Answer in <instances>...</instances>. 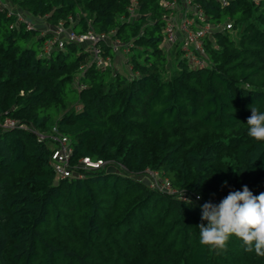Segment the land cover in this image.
<instances>
[{
    "label": "trees",
    "instance_id": "1",
    "mask_svg": "<svg viewBox=\"0 0 264 264\" xmlns=\"http://www.w3.org/2000/svg\"><path fill=\"white\" fill-rule=\"evenodd\" d=\"M8 1L0 121L18 125L0 126V264H264L234 235L225 249L202 246L197 227L206 201L245 185L264 192V145L246 125L250 105L264 112V0H196L213 24L203 66L164 42L165 0ZM61 22L109 36L96 44L103 65L90 43L45 52ZM119 52L131 73L116 67ZM53 127L72 148L70 177L54 170L58 143L39 139ZM84 157L103 163L83 167Z\"/></svg>",
    "mask_w": 264,
    "mask_h": 264
},
{
    "label": "built area",
    "instance_id": "2",
    "mask_svg": "<svg viewBox=\"0 0 264 264\" xmlns=\"http://www.w3.org/2000/svg\"><path fill=\"white\" fill-rule=\"evenodd\" d=\"M222 6L229 4L230 0H217ZM5 3L0 0V7L5 6ZM163 4L166 8L171 9L169 15L166 18V24L163 27L164 42L173 45L180 42L186 50V56L190 58L192 63L197 66H203L205 61L201 59L198 55L204 52L203 49V37L213 28L212 22L208 21L207 15L201 8L196 0H165ZM13 11V10H10ZM18 21H24L27 29H32L34 24L27 16L22 12H17ZM226 27H230L231 23L228 22ZM223 25V27H225ZM53 36L45 42L44 50L49 52L52 47L57 44L59 47L64 46L66 40L74 41L78 43H90L92 48V61L96 62L97 65H103V59L101 55V48L96 44L103 39H109L106 34H99L93 29H89L86 32L77 33L71 29L66 28V26L61 22L52 29ZM121 43L116 40L112 43V48L115 51L120 50ZM18 125V122L12 118H7L4 123L0 126L4 128H11ZM20 127H24L20 125ZM39 139H45L46 137L53 139L58 143L57 148L53 150L52 160L53 167L56 174L60 178L70 177L74 174L71 168L70 157L72 154V148L69 145V140L66 136L58 132L56 127H53V132L50 134H38ZM103 161L91 160L89 157H84L81 160V165L83 167H93L98 168L102 165ZM154 181L152 180V185H158L166 190L171 191L170 183L161 179L157 173L151 174ZM199 196H197L198 198ZM209 202V201H206ZM211 202V201H210ZM213 203V202H212ZM214 204V203H213Z\"/></svg>",
    "mask_w": 264,
    "mask_h": 264
},
{
    "label": "clouds",
    "instance_id": "3",
    "mask_svg": "<svg viewBox=\"0 0 264 264\" xmlns=\"http://www.w3.org/2000/svg\"><path fill=\"white\" fill-rule=\"evenodd\" d=\"M247 135L264 145V112L250 105ZM199 198V197H198ZM190 202V201H189ZM199 243L213 249H225L234 235L247 252L264 257V192L254 195L248 186L230 191L218 204L201 205Z\"/></svg>",
    "mask_w": 264,
    "mask_h": 264
},
{
    "label": "rangeland",
    "instance_id": "4",
    "mask_svg": "<svg viewBox=\"0 0 264 264\" xmlns=\"http://www.w3.org/2000/svg\"><path fill=\"white\" fill-rule=\"evenodd\" d=\"M2 1V0H1ZM4 3H6L9 7L13 8L12 5L10 4V2L8 0H3ZM15 11L17 12H21L22 10L18 9V8H14ZM23 13V12H22ZM24 15L27 16V18H29L34 24L37 18H35V16H33L30 12H24ZM36 25V24H35ZM181 45V44H180ZM124 60V59H123ZM123 63V62H122ZM121 71L125 74L131 73V69H130V65H128V63H124V66H121ZM150 174L148 175V177H146V181L151 182L152 180L154 181L153 177L152 179L150 178ZM161 180V178L159 177V181Z\"/></svg>",
    "mask_w": 264,
    "mask_h": 264
},
{
    "label": "crops",
    "instance_id": "5",
    "mask_svg": "<svg viewBox=\"0 0 264 264\" xmlns=\"http://www.w3.org/2000/svg\"><path fill=\"white\" fill-rule=\"evenodd\" d=\"M39 25L42 26L43 28H45L48 25V23L42 21V22H40ZM126 60L127 59H125V56L121 52L115 54L114 63L116 65V67H119V69L121 68L122 65L124 66V63H126Z\"/></svg>",
    "mask_w": 264,
    "mask_h": 264
}]
</instances>
